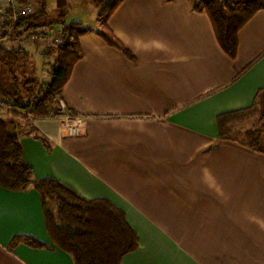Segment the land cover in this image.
Returning <instances> with one entry per match:
<instances>
[{
	"label": "crops",
	"instance_id": "crops-1",
	"mask_svg": "<svg viewBox=\"0 0 264 264\" xmlns=\"http://www.w3.org/2000/svg\"><path fill=\"white\" fill-rule=\"evenodd\" d=\"M95 16L91 25L74 22L89 31L53 108L60 114L61 100L83 118V135L15 105L2 116L15 122L34 178L122 208L139 248L121 264H264V134L256 150L244 134L250 129L242 140L223 139L217 123L264 90V12L240 30L236 59L189 0L121 3L108 26L133 60L102 38ZM6 48L53 63L51 51L35 45ZM19 235L51 244L40 196L0 188V264H74L56 248H12Z\"/></svg>",
	"mask_w": 264,
	"mask_h": 264
},
{
	"label": "trees",
	"instance_id": "trees-1",
	"mask_svg": "<svg viewBox=\"0 0 264 264\" xmlns=\"http://www.w3.org/2000/svg\"><path fill=\"white\" fill-rule=\"evenodd\" d=\"M124 0H94L99 10L102 30L99 34L111 46L133 60L132 54L113 34L108 26L110 17ZM170 1V0H167ZM193 12L206 14L213 25L216 38L223 51L236 59L240 30L259 12H264V0H189ZM37 13L20 20L15 34L31 28L46 26L49 15L47 0H36ZM62 14L58 18H62ZM66 38L64 46L56 50L50 79L42 82L25 79L21 83L10 71L29 59L22 50L0 45V97L35 117L53 114L56 98L69 82L75 65L82 59L78 38L89 31L78 23L63 22ZM8 66L11 68L9 69ZM38 91L35 92V89ZM258 111L259 126L244 134L248 145L258 150L264 134V90H259L253 106L221 114L217 117L220 137L231 139V124L246 111ZM13 114L21 116V113ZM0 188L12 192L36 191L41 199L46 230L51 244L30 235L16 236L10 246L24 244L30 248H56L68 255L74 264H121L124 257L139 248V236L130 225L122 208L107 198L87 199L57 179H35L33 168L24 160L23 146L15 122L0 118Z\"/></svg>",
	"mask_w": 264,
	"mask_h": 264
},
{
	"label": "built area",
	"instance_id": "built-area-1",
	"mask_svg": "<svg viewBox=\"0 0 264 264\" xmlns=\"http://www.w3.org/2000/svg\"><path fill=\"white\" fill-rule=\"evenodd\" d=\"M33 0H0V45L4 47L15 46L22 48L35 45L43 50L58 49L65 45L66 38L63 27L46 25L31 28L21 34H15L20 20L34 16L37 11H33ZM36 3V0H35ZM51 51V50H50ZM46 55V54H45ZM8 100L0 98V118L10 109H14ZM59 111L62 121L65 124L64 132L71 137H80L85 132V122L81 117L73 116L69 113L65 105L59 100ZM26 113V111H24ZM27 114V113H26ZM53 116V117H58Z\"/></svg>",
	"mask_w": 264,
	"mask_h": 264
},
{
	"label": "rangeland",
	"instance_id": "rangeland-1",
	"mask_svg": "<svg viewBox=\"0 0 264 264\" xmlns=\"http://www.w3.org/2000/svg\"><path fill=\"white\" fill-rule=\"evenodd\" d=\"M84 2L85 4L81 3L80 5H78L76 4L75 0H47L49 15L46 18V22L49 23L50 25L58 26L59 28L63 27L62 25L64 21H66L68 24L74 22H82L86 26L91 25L93 23V19L96 17L95 16L96 12H99L101 8L97 7L94 0H84ZM32 3H33V11L35 12L37 11L38 7L37 4L35 3V0H33ZM59 4L62 5L60 6ZM62 13H63V17L58 18L59 15H61ZM50 50L51 52L49 53L50 55L48 59L50 60V58H52L53 59L52 65H54V62L57 58L56 50L58 49L53 48ZM31 51L33 52L34 49H32ZM32 54L33 56L31 58L22 62V64L19 67L12 68L10 71L13 72V75H16L18 77L21 83H23V81L26 78L27 79L31 78V79H37V81H39V83L42 84L43 81H48L50 79L51 76L50 74L52 72V65L51 63H45V61H43L40 55L38 56L34 52ZM44 57L47 58L46 55H44ZM8 68L10 69L11 67L8 66ZM37 91L38 88L35 89V92ZM26 117L33 118L34 116L31 115ZM57 119L61 124V128L65 129L66 128L65 124L62 121L63 118L58 116ZM259 123H260L259 112L257 110L251 111V113L248 114L247 119L242 120V122H238L237 124L235 123L236 131L234 129L231 138L233 137L234 139L237 140L244 139V134L242 131L246 129H255L256 127L259 126Z\"/></svg>",
	"mask_w": 264,
	"mask_h": 264
}]
</instances>
